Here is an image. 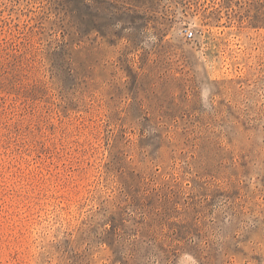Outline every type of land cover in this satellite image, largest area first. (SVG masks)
Masks as SVG:
<instances>
[{
  "label": "rangeland",
  "instance_id": "374dc122",
  "mask_svg": "<svg viewBox=\"0 0 264 264\" xmlns=\"http://www.w3.org/2000/svg\"><path fill=\"white\" fill-rule=\"evenodd\" d=\"M0 264H264V0H0Z\"/></svg>",
  "mask_w": 264,
  "mask_h": 264
},
{
  "label": "built area",
  "instance_id": "2783aa9c",
  "mask_svg": "<svg viewBox=\"0 0 264 264\" xmlns=\"http://www.w3.org/2000/svg\"><path fill=\"white\" fill-rule=\"evenodd\" d=\"M183 35L185 38L190 39L193 37V32L190 29H185Z\"/></svg>",
  "mask_w": 264,
  "mask_h": 264
}]
</instances>
